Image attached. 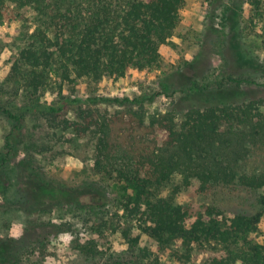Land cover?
I'll list each match as a JSON object with an SVG mask.
<instances>
[{"label":"trees","instance_id":"trees-1","mask_svg":"<svg viewBox=\"0 0 264 264\" xmlns=\"http://www.w3.org/2000/svg\"><path fill=\"white\" fill-rule=\"evenodd\" d=\"M207 1L212 14L221 5L219 49L228 81L242 83L230 73L235 64L264 72V65L245 50L241 36L249 12L246 18L263 31L259 38L264 48V0ZM189 2L0 0V25L20 23L0 87V116L10 125L0 149V194L5 196L9 181L5 166L15 162L19 207L34 221L36 214L59 206L97 215L111 203L105 187L60 188L46 180L32 155L25 152L20 158L26 120L32 115L50 123L59 119L60 130L92 141V169L121 189L114 203L121 222L117 232L126 248L104 254L83 245L81 252L90 264H191L197 252L206 253L203 264H264V244L257 240L264 211V161L250 162L255 150L264 148V98H218L178 113L175 107L149 111L157 93L148 87L131 96L95 92L102 82H117L132 70L161 69L162 49L175 46ZM189 85L194 94L212 93ZM5 91L10 97H3ZM46 95L52 100L44 99ZM176 179L174 193L189 187L204 194L259 193L263 208L255 214L226 216L211 205L178 204L173 195H162ZM84 190L92 201H82ZM82 221L93 226V232L113 223L96 228L91 220ZM50 225L58 229L67 224ZM20 262L15 243L0 239V264Z\"/></svg>","mask_w":264,"mask_h":264},{"label":"rangeland","instance_id":"rangeland-1","mask_svg":"<svg viewBox=\"0 0 264 264\" xmlns=\"http://www.w3.org/2000/svg\"><path fill=\"white\" fill-rule=\"evenodd\" d=\"M211 12L207 0H190L189 5L182 11V22L177 36L173 39L175 46L168 45L162 49L164 60L161 69L153 72L132 70L117 82H102L95 87V92L108 96H131L148 87L157 93L149 111L165 112L168 108L175 107L179 109L178 113L193 106L207 105L218 98L231 101L264 98V72L242 70L235 64L230 73L233 79L242 83L238 85L228 81V72L224 69L225 62L219 49L223 38L221 5H218L213 14ZM249 15V12L245 14L241 25L242 42L247 53L264 65V48L259 38L263 31L253 27L251 19L246 18ZM209 26L214 30L209 29ZM19 31V22L0 25V87L8 74ZM191 61L193 63L189 67H184L185 63ZM190 83L191 88L206 87L212 89V93L194 94L188 90ZM83 89L82 85L80 90ZM4 96L10 97L6 91ZM44 99L51 101L52 96L46 95ZM101 108L108 111L106 105ZM58 122L59 119L50 123L35 115L29 116L26 120L24 143L20 147V158H23L25 152L28 156L32 155L46 180L60 188L70 189L86 185L105 187L110 193L111 203L101 212H97V215H88L69 207H54L36 214L38 221H34L30 214L19 207L22 196L16 164H7L5 173L9 180L8 186L5 196L0 194V239L15 243L20 251V264H90L87 256L81 252L83 245L95 247L97 252L104 254L120 253L126 248L125 240L117 232L121 222L118 220L120 213L117 203H114L121 195V189L92 169V141L60 130ZM9 126L8 121L0 116V149ZM253 156L251 163H262L264 148L258 147ZM177 182L176 179L162 195H173L178 204H192L196 207L211 205L226 216L238 212L255 214L263 208L258 204L259 193L217 190L204 194L193 187L174 193ZM81 199L86 203L92 201L93 196L84 190ZM86 219L91 220L96 228L102 222L107 221L108 225L113 223L106 228L101 227L99 232H93V226L82 223ZM62 222L67 225L58 229L47 227ZM260 230L257 240L264 244V211ZM165 256L169 257V251H166ZM205 259L206 253L197 252L192 257L191 264H203ZM167 263L178 264L175 260Z\"/></svg>","mask_w":264,"mask_h":264}]
</instances>
